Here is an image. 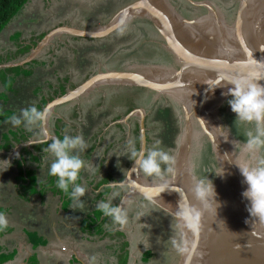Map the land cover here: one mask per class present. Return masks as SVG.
Listing matches in <instances>:
<instances>
[{
    "label": "rangeland",
    "instance_id": "rangeland-1",
    "mask_svg": "<svg viewBox=\"0 0 264 264\" xmlns=\"http://www.w3.org/2000/svg\"><path fill=\"white\" fill-rule=\"evenodd\" d=\"M89 1L87 0V2ZM130 1L132 0H117L116 2L110 0V3H107V0H94V5L101 4L98 11L101 10L102 14L98 15V17L95 16V22L92 25L94 26L98 22V26L102 27L121 6ZM201 1L206 2L205 5L194 4ZM84 2L86 1L73 0L67 13L65 5L57 6V0H29L23 10L13 17L0 35V59L13 58L18 55L10 62L22 60L29 54L30 50L24 55L22 54L21 57V54H18V48L22 43L31 39V48L38 45V49H40L33 53V58L30 61L23 62L21 65L26 66L25 64L32 63L33 68L38 65L37 69L40 70L41 78H46L51 82H55L58 77H67L73 84L78 83L77 85L89 74L97 70L141 72L145 66L162 64V56L148 42L145 18L142 15L143 9L121 16L117 26L103 37L94 39L79 37V39L75 40L71 39L72 36H68V33L64 32V30H55L43 42L41 41L45 34L55 27L65 24L83 26L82 21L85 17V9L92 11L94 8L85 6ZM163 2L167 3L168 8L174 9L173 13L171 11L174 16L177 14L188 20L202 16V20L204 17L215 21H220L223 18L226 25L232 27L236 25V19L235 21L233 20V25H230L229 19H227L234 8L235 0H163ZM250 5L252 4L250 3ZM89 26L93 27L90 24ZM16 30L21 33L14 32ZM155 33L157 37L161 38L160 33L158 34L156 30ZM202 34H207V29H204ZM8 35H11V41L13 42L7 39ZM30 35L32 38L29 37ZM23 37H26V40ZM160 73L163 72L160 71ZM167 73L165 72V74ZM175 81V77H171V74H169L165 79H159L158 83L160 85L157 83L158 88L143 89L142 91L138 88L135 89V87L109 84L105 80L97 79L74 100L57 103L51 108L49 107L50 116L45 125V127L50 128L49 132L53 129L54 116H60L71 125L69 131L74 130L75 132L73 135H67H81L87 144L93 146L92 150L99 144H102V147H99L102 150L106 149V147L108 148L105 152L96 148L94 152H91L90 157L84 155V152L79 153L85 166L81 169L80 178L78 177L77 179L80 183L77 184L84 186L86 191H88V183L93 182L95 178L98 179L103 176L105 178H102L104 183L102 185H107L108 183L105 181L109 179H113L112 181L123 180L126 185L125 189L120 190V196L114 198L112 203H120L121 199L125 201L128 215L127 223L121 228L110 220L112 224L110 228L114 227L124 232V239L128 241L127 258L125 254L122 257H118L121 243H116L115 239V243H111V245L113 244L112 249H116V252L119 253L117 255L113 253V256L109 255L110 249L107 245L108 241L105 239L108 235L107 231L102 233L104 239H99L96 243H87L86 247L79 249L80 254L78 256L86 264H178L179 262L181 254L171 244V239L177 238V233L170 227L171 224L174 227L176 223L172 214L153 204L144 196L142 191L136 188V180L143 184L147 182L145 179H148V182H153L149 179L155 177H146L138 170L131 175L128 169H131L133 162L128 159L126 154L123 155L127 141H133L134 139V133L130 129L136 119H140L142 112L146 113L145 116L147 117L146 131H148L147 135L149 137L147 149L156 146L173 157L171 166L174 169L175 164L178 165H176V169L178 168L177 170L182 176V184L187 186L189 198L186 202L192 204L193 201H197L191 193L193 176L200 178L207 175L212 180L215 191L217 190L216 200L220 205L219 195L223 192L218 190V187L221 178L215 173L221 172L225 168L226 174L227 162L223 161L224 158L215 150L216 147H214L213 142H210L203 132L200 116L194 115L193 110L187 103L188 101L184 103L179 98L180 92L177 95L172 93L171 90L177 85ZM51 82L49 84L52 85L53 83ZM160 88L163 89L157 95L156 100L152 102L153 97L156 95L155 89ZM0 90H3L1 84ZM230 98L228 95L226 97L220 96L212 104L209 118L213 117V126L215 129L218 127L217 129L224 139H222L223 143L220 142L225 147L223 151L229 153L237 163L243 165L249 161V154L243 148L246 139L244 132L250 129L254 130V127L251 124L235 122V113L231 111L227 103ZM36 99L38 97L35 96L34 100ZM20 110L14 114L19 115ZM126 111H129L127 114L131 113L128 118L124 117ZM187 113L190 114V118L186 119L185 115ZM75 114L77 117H75ZM8 118L0 124L1 147H5L6 139L12 140L8 130L17 128V131L21 132L26 130L23 125L12 127L6 122ZM187 120L189 122L188 127L186 126ZM37 129L39 135L37 133L35 136L29 137V141L41 139L40 129ZM49 137L53 136L50 135ZM157 141H159V144H156ZM261 152L264 153V149ZM11 153L12 151L6 153L0 148V160L8 159L11 161L10 166L5 171L0 172V184L2 182L3 184L12 182L11 176L13 173L15 174L13 158L7 157ZM14 153H17L16 148ZM236 172L233 174L237 183L236 186H240L244 190L247 185L244 183L238 167ZM171 174L165 173L164 177H170ZM236 189L234 192H237ZM168 190L170 195L171 188L168 187ZM103 191L107 190L102 188L101 193ZM110 194L111 191L105 195V201L108 200ZM237 195L240 196L241 194L237 192ZM221 199L223 200L222 197ZM243 200L241 199L240 204L244 202ZM87 203L88 200L84 203L86 208H88ZM233 203H235L234 200ZM169 206L173 209L171 205ZM211 207L215 208L214 205ZM92 212L95 213L93 221L97 217L99 219L103 217L100 221L104 223L110 219L99 213L97 208H94ZM140 213L142 215H138ZM91 225L89 222H84V227L89 230ZM104 226L108 227L110 224L105 223ZM96 231H99V229L97 228ZM119 231L115 230L113 237H119ZM200 235L199 233L195 240L196 248L198 243L205 239V237ZM109 238L111 237L109 236ZM204 243L201 242L205 249ZM62 247L64 248L62 249ZM62 247V250L66 248L65 246ZM204 249L203 252L206 253ZM147 250L151 254L147 259L142 260L143 253ZM67 253L69 254V252ZM197 253L199 252L197 251ZM196 256L198 257V255ZM197 261H199L198 258ZM191 264H195L194 257Z\"/></svg>",
    "mask_w": 264,
    "mask_h": 264
},
{
    "label": "water",
    "instance_id": "water-1",
    "mask_svg": "<svg viewBox=\"0 0 264 264\" xmlns=\"http://www.w3.org/2000/svg\"><path fill=\"white\" fill-rule=\"evenodd\" d=\"M194 3V2H192ZM206 2H195L196 5H205ZM234 8L227 19H229V24L233 25V20L238 22V25L241 28V20L246 15L245 12L247 10L248 0H235ZM167 3L163 2V0H133L129 3L121 6L109 19V21L104 24L101 28L96 30H80L69 25H63L59 27H55L51 31L47 32L45 36L41 39L45 40L47 36L51 32H55V30H69L78 37L84 38H98L107 35L113 28H115L121 18V16L126 13H132L137 10L143 9L142 15L144 16L147 22V36L148 42L157 50L162 56L164 55L167 58V63H162L160 65L153 66H145L141 72H133V71H120V70H97L96 72H92L89 74L79 85L75 88L65 92L64 94L54 98L49 101L45 107L49 108L57 103L68 102L77 98L83 91L86 90L94 81L97 79L105 80L109 84L114 85H125L131 87H139L142 89L151 90L154 87H157V83L159 79L166 78L167 75L159 74L162 70H169L176 67V58L180 56H185L184 66H191V68L195 70H199L201 76L208 78V83H211L214 79H219L223 76H249L251 74L261 75L264 74V22L260 25L259 28H255L249 33L248 28V37H238L233 36L229 37L228 44L226 45L225 41L215 36V34L207 35L204 42L199 39H195L192 35L190 37L187 36L185 41H177L174 43L172 41V46L170 44L166 45L163 40H167L168 35L162 36V22L166 19H176V21L180 25H188V26H196L199 22L202 21V17H198L193 20H188L182 18L179 15H173L174 9L168 8L167 11ZM246 8V9H245ZM166 9V10H165ZM254 12L251 13L250 19H252L253 23L258 21L260 18L257 17V13L260 11V7L254 8ZM172 11V13H171ZM257 12V13H256ZM162 14H165L162 15ZM174 16V17H173ZM248 16V15H247ZM238 17V18H237ZM226 20V19H225ZM185 26V25H184ZM161 27V28H160ZM165 27V26H164ZM226 36L229 32V27H219ZM155 30L160 33L161 38L156 36ZM231 30V29H230ZM228 31V32H227ZM165 36V37H164ZM220 39V40H219ZM40 41V43H41ZM224 42V43H223ZM38 45L32 48L29 54L18 62H7L0 64V67H8L21 65L23 62H28L33 58V53L37 50ZM235 52V53H234ZM175 63V64H174ZM173 64V65H172ZM177 80V78H175ZM170 81V80H169ZM168 81V83H169ZM176 82V81H175ZM174 82V83H175ZM260 84H264V79L258 81ZM223 83V82H222ZM160 85V83H158ZM230 85H225L223 88L216 87L214 91L211 93H216L218 96L226 97L227 95H221V92H227V87ZM158 88V87H157ZM163 88L155 89L156 95L153 97L152 102L157 98V95L160 94V91ZM208 89V87H207ZM219 96V97H220ZM137 110V109H135ZM133 110V111H135ZM132 111V112H133ZM216 112V111H215ZM214 112V113H215ZM128 115L124 116L128 118ZM211 114V113H210ZM145 113L142 112L140 119L138 121L139 125V134L140 138L143 137V144H141V140L139 139V148L144 147L146 149V133H145V125L143 123V117ZM211 116V115H210ZM186 119L188 118V113L185 115ZM213 118V117H211ZM187 127L189 126V122L187 120ZM203 132L209 138L210 142L212 141L214 147L218 153L222 156L225 152L223 149L222 135H220L219 130L213 127L212 130H208L203 128ZM222 142V143H220ZM222 158H224L222 156ZM226 166V174L223 179H221L218 190L224 191L225 187L228 186L229 181H231V186L237 184L235 181L232 183L231 179H234L233 174L237 171V166L235 164H231L228 161ZM176 165L174 166V173L170 175V177H164L163 180L159 178H150V181L154 183L162 184L164 181H167V190L168 187L171 188L170 197L174 200H180L179 189L175 187L177 184L178 175L182 178V176L178 173V168L176 169ZM178 166V165H177ZM134 167L132 164L131 168ZM137 172H131V175ZM130 173V172H129ZM148 182V179H145ZM235 180V179H234ZM171 181H175L174 184H171ZM136 188L144 194V196L151 201L153 204L157 205L159 208L166 210L169 213H174L175 210L169 207L168 203L165 202L160 197H157L153 192L149 189L145 188L144 184H142L139 180H136ZM134 185V184H133ZM144 186V187H143ZM172 186V187H171ZM135 187V185H134ZM144 189V190H143ZM178 189V190H177ZM154 191V190H153ZM154 197V199H150ZM187 201V200H186ZM187 203V202H186ZM238 209L236 212V222H235V233L232 231L225 238L224 246L222 243V248L219 253V257H221L222 264H264V222L257 220L255 217H251L250 215L245 216L247 214L248 204L243 208H239L240 203L237 205ZM236 209V208H235ZM241 209V211L239 210ZM245 217L249 218L245 220ZM238 220V221H237ZM262 227V228H261ZM262 229L259 234V229ZM253 231V232H250ZM199 232L196 236L192 237V239L197 238ZM191 240V239H190ZM185 257L180 255L178 264H184Z\"/></svg>",
    "mask_w": 264,
    "mask_h": 264
},
{
    "label": "crops",
    "instance_id": "crops-1",
    "mask_svg": "<svg viewBox=\"0 0 264 264\" xmlns=\"http://www.w3.org/2000/svg\"><path fill=\"white\" fill-rule=\"evenodd\" d=\"M84 1H86L84 2L85 6L94 8L92 11L90 10L91 12L85 9V17L82 21L83 26H69L80 30H96L100 27V25L98 26L99 23H95L94 26L92 24L95 22V16L98 17V15L102 13L101 10L98 11L101 4L94 5V0H90L89 2H87V0ZM71 2H73V0H57V6L65 5L68 13ZM89 24L93 27H90ZM14 32L21 33L18 30ZM64 32H67L68 36H72L71 39H79L78 36H75L69 30H64ZM11 35L7 36L9 41H11ZM31 35L29 36L30 38H32ZM25 38L26 37H23V39ZM30 40L31 39L22 43L18 48L20 52L21 49L29 46V49L24 52L23 55L32 49ZM32 65V63H29L25 66V68L31 69L29 75L27 74L26 77L21 76L16 78V81L20 82L30 81L31 85L25 88L26 99L21 108H17L14 113L31 105L36 106L38 109L44 108L49 101L68 92L69 89L75 88L78 84H73L67 77H58L55 82H51L46 78H41L42 75L39 73L40 70L37 69L38 65L34 68ZM49 82L53 84L51 85ZM32 92H34V94H32ZM35 96L38 97V99L34 100ZM75 117H77V115ZM58 119L60 122L57 125ZM52 125L53 129H51L50 132V128L47 126L45 127L48 136L52 135L53 137H57L56 135H73L75 133L74 130L69 131L71 125L60 116H54ZM23 132L29 131L24 130ZM30 132H32V136H35L37 133V135H39L37 128ZM49 140H51V137H49ZM39 141L40 140H36L32 141L33 144H26L29 142L28 139L25 142L14 145L11 144L9 147L0 146L6 153L12 151L7 157H12L13 163L15 164V174L13 173L11 176L12 182H6L7 184H3L2 182V185L0 184V213L4 214L8 220V226L0 229V259H2L0 264H25L32 256L35 257L38 264H86V262L78 256V254H80L79 249L84 246L86 247L87 243H96L99 239L101 240L103 238V235L96 231L98 223L101 222L100 219L103 217L98 219V221H93L95 213L92 212V210L96 208L98 202L101 200L105 201V195L112 191V189L108 188L107 191L101 193L102 188H104V190L107 188L106 185H102L104 183H101L102 178L105 177L95 178V180H93L95 183H88L89 190L80 198L83 205L86 200H88V208L83 211H78L75 203L70 197L63 191L60 192L57 190V187L54 185L56 184V179L54 184H50L48 168L54 157L50 153L44 151L47 144H40ZM99 147H102V144L96 146L97 149ZM15 148L19 154L18 156L16 155L17 153H14ZM92 148L93 146L88 144V148L83 154L90 157L91 152L96 150V148L93 150ZM99 149L102 150V148ZM107 149L106 147V149L102 151L105 152ZM19 170H22L23 173H28L30 178L35 182L33 190H29V188L26 190V192L31 191L30 193H26L25 189L19 191V188L23 185L18 181ZM112 180L113 179H109L105 182L109 183L112 182ZM76 183L80 182L77 180ZM8 184H10V186H8ZM69 191H71V188ZM110 220H108L106 224L112 225ZM84 222L92 224L90 230L84 227ZM104 225L105 223L102 227L108 229L109 226L105 227ZM112 230L119 229L113 227ZM105 239L108 241L107 245L112 243L108 238ZM62 246L66 248L62 250ZM67 252H69V254ZM5 256L6 258H4Z\"/></svg>",
    "mask_w": 264,
    "mask_h": 264
},
{
    "label": "clouds",
    "instance_id": "clouds-1",
    "mask_svg": "<svg viewBox=\"0 0 264 264\" xmlns=\"http://www.w3.org/2000/svg\"><path fill=\"white\" fill-rule=\"evenodd\" d=\"M261 79H264V74L223 76L206 84L209 92L214 91L216 87L223 88L225 85H230L227 87V92H221V95L231 97L227 103L231 111L235 113V122L251 124L254 127V130L250 129L244 132L246 139L243 148L249 154L248 163L243 165L237 163L229 153H224L222 156L224 157L223 161H228L238 167L243 181L247 185L241 195L249 202L247 208L249 215L264 222V153L261 152L264 149V84L258 82ZM49 116L47 107L38 109L31 105L21 109L19 115H11L6 122L14 128L23 125L28 131H32L34 128L40 129L41 139L39 142L46 143L47 147L44 151L54 157L48 168V175L55 176L57 178L56 187L66 193L77 208L82 209L83 202L80 198L84 196L86 189L76 181L81 169L85 166L79 153L84 152L88 148V144L81 135L70 136L67 134L62 138L51 137V142H48L49 136L45 131V125ZM140 140L143 144V137ZM26 144H33V142L29 141ZM156 144H159V141ZM125 154L134 164L133 168L128 169L130 174L138 170L146 177L163 180L165 173H174L171 166L173 157L156 146L149 149L144 147L137 149L134 142L129 140L123 155ZM10 164L11 161L8 159L0 160V172L5 171ZM215 174L223 179L225 169ZM106 187L112 189L111 194L107 201L98 202L96 208L104 216L109 217L114 224L123 228L128 220L125 201L121 199L117 204H113L112 201L120 196V190L125 189L126 185L123 180H119L109 182ZM70 188L71 191H69ZM165 190H167V181L157 187L159 194ZM191 193L201 208L207 209L214 205L216 212L219 207L216 200L217 193L212 180L207 175L200 178L193 176ZM150 199H154V197ZM138 215H142V213ZM172 216L176 223L174 227L172 224L170 227L177 233V238L171 239V244L179 254L185 257V264H191L192 258L196 255V241L185 237L188 232L193 236L199 232L201 210L191 203L180 205L177 202V209L172 213ZM7 226L6 216L0 213V229Z\"/></svg>",
    "mask_w": 264,
    "mask_h": 264
},
{
    "label": "bare ground",
    "instance_id": "bare-ground-1",
    "mask_svg": "<svg viewBox=\"0 0 264 264\" xmlns=\"http://www.w3.org/2000/svg\"><path fill=\"white\" fill-rule=\"evenodd\" d=\"M248 3H251L253 6L250 4H247V7H246L247 10L245 12L246 15L240 21L241 28L238 25V22H236V25L234 27L226 25L223 18L220 21L219 20L215 21V20H208L207 18L204 17L205 19L203 18V20L200 23H198L196 26H193V27L188 26L186 24H184L185 26L180 25L176 21V19L165 18L166 20L162 22V25H163L162 35L164 34V35H168L172 37H168L167 40H163V41L166 45L170 44V46H172L173 45L172 41L174 43H176V40L185 41V39H187V36L190 37L192 35L195 39H199L200 41L204 42L207 35L215 34V36L222 37L220 38L222 41L223 40L225 41L226 39V42H227L226 45H227L229 41V37L237 36V38L238 37L246 38L248 37V34H247L248 28H249V33H251L253 29L259 28L260 25L264 22V0H248ZM258 7H260V11L256 13H257V17H259L260 19L253 23L252 19H250V16H251V13L255 11L254 8H256L257 10ZM162 15L165 16V14H162ZM221 26L223 27L227 26L231 29V30L229 29V32L227 31L228 34H226V36L224 35L223 31L219 29V27ZM204 29H207V34L205 35L202 34ZM185 59H186L185 56H180L179 58H176L175 59L176 67L170 69V71L162 70L161 72L163 73L159 72V74H162V75L171 74V77L177 78L176 80L177 85H175V88L171 90L172 93L177 95L180 92V94L178 95L179 98L184 103L188 101L187 103L193 110L194 115L200 116L199 118H201V124L203 128L205 127L208 130H212L214 127L212 121L214 120L213 118H209L210 113H211L210 108L212 104L216 102L219 96L216 93H211L208 91L207 89L208 85L206 84L208 83L207 82L208 78L201 76L202 72L191 68V66L189 67L184 66ZM165 72H168V73L165 74ZM188 118H190V114H188ZM231 180H232V183L235 181L234 179H231ZM174 182L175 181H171V184L173 185ZM143 184L145 188L149 189L157 197H160L165 202H167L169 205H171L175 211L177 209V202L180 205H183L184 203H186V200H188L189 198V194L186 189L187 186H184V184H182V180L179 175L177 177V184H175V187L180 190L179 191L180 200L182 201L183 204H181V202L178 199L174 200L173 198H171L170 197L171 195H169V192L167 191H164L159 194L157 191V187L158 185H160V183L145 182ZM235 186L236 184L231 186V181H229V184L228 186L225 187V190L224 191L222 190L223 193H220L219 195L220 205L216 209V212L214 208L211 206L208 207L207 209H203L201 208L200 204L197 201L195 202L193 201L192 203L193 206L201 210V217L199 221L200 223L199 233L201 234L200 236L205 237V239L202 238L203 240H201L198 243V246L196 248V255H198V257L196 255L194 256L195 264H222L221 257H219V253L222 248L221 245L223 243V245L227 247V245L225 244L226 236H228L232 231L235 233L234 225H235L236 216H237L236 215V212L238 209L237 205L238 203L241 202V199H244L243 200L244 202L240 204L239 208L243 209L248 204V201L245 198H243L242 195L236 196L237 192L242 194L243 190L240 186L239 187L237 186L235 187ZM235 188H237L236 189L237 192H234ZM221 197L223 198V200L221 199ZM233 200L235 201V203H233ZM241 209L239 210L241 211ZM248 215H249V212L245 214V216H248ZM246 219L248 220L247 222L249 223L250 222L249 218L245 217V220ZM261 228L259 229V234L262 231ZM250 232H253V231H250ZM186 234H187L186 237L189 240L193 237V234L190 232ZM201 242L205 244V249H204V245H202ZM203 249L205 250L206 253L203 252ZM197 251L199 253H197ZM197 258L199 259V261H197Z\"/></svg>",
    "mask_w": 264,
    "mask_h": 264
},
{
    "label": "trees",
    "instance_id": "trees-1",
    "mask_svg": "<svg viewBox=\"0 0 264 264\" xmlns=\"http://www.w3.org/2000/svg\"><path fill=\"white\" fill-rule=\"evenodd\" d=\"M29 0H0V35L2 34L3 30L6 29V27L8 26L9 22L13 19V17L17 16L24 8L25 4L28 2ZM29 49V46H26L25 48L21 49L20 52L18 53L19 55L23 54L24 52H26ZM18 56V55H16ZM15 56V57H16ZM13 57V58H15ZM13 58H7V59H0V64L2 63H7L10 62ZM29 64V63H28ZM28 64H25L26 66ZM31 73V69L29 68H25V66H21V65H16V66H8V67H0V84L3 87L2 92H0V124L5 121L9 116L13 115L15 110L17 108H20L25 99H26V94H25V88H27L28 86L31 85L30 81H25V82H20V81H16L17 77H26V75ZM75 109V108H74ZM76 115V114H75ZM60 122V120H57V125ZM18 129V128H17ZM17 129H13V130H8L9 134H10V138L12 139L11 141L6 139V142L4 144V146H10L11 144H17L20 142H25L29 139V137L32 136V132H22L21 131H17ZM7 132V133H8ZM8 135V134H6ZM4 136V134H3ZM57 137H61V135H56ZM167 139V138H166ZM48 142H51V140H49ZM8 144V145H6ZM40 144H46V143H40ZM134 144L137 147V149H139V136H138V132H137V126L135 128L134 131ZM18 181L21 182L23 185L21 186V188H19L20 190H24L25 192L26 190H33L35 182L33 181V179L30 178V176L28 175V173L24 172L22 170H19L18 173ZM49 179H50V184H54L55 179H57L55 176H50L49 175ZM101 183H103L101 181ZM100 183V184H101ZM56 186V184H54ZM108 188H106L107 190ZM60 192H62V190L58 189ZM31 191H28L26 193H30ZM86 207L85 205L83 206V208H77L78 211H83L85 210ZM101 213V212H99ZM102 215V214H101ZM98 217L95 221H98ZM110 220V219H109ZM108 221V220H107ZM106 223V222H105ZM104 222H100L98 223L97 228L99 229L98 233L102 234V233H106L108 231V235L111 237L109 238V236L107 235V238L112 241V243L114 244L115 242H120V254L118 255V257H122L125 254V257L127 258V254H128V241L125 240L124 236L125 234L122 231H119V237H113V232L115 233V230L113 231L112 228H110V226L107 228H103ZM103 235V234H102ZM115 239V242H114ZM113 244H108L109 249H110V256L118 254L119 252H116V249H112ZM151 252L149 250L145 251L143 253L142 256V260L147 259L150 256ZM3 258V257H2ZM2 262V259H0V263ZM25 264H38L35 257L32 256L28 259V261Z\"/></svg>",
    "mask_w": 264,
    "mask_h": 264
},
{
    "label": "flooded vegetation",
    "instance_id": "flooded-vegetation-1",
    "mask_svg": "<svg viewBox=\"0 0 264 264\" xmlns=\"http://www.w3.org/2000/svg\"><path fill=\"white\" fill-rule=\"evenodd\" d=\"M113 1L116 2L117 0H113ZM108 2L110 3V0H107V3H108ZM100 14H102V13H100ZM145 23H146V25H147L146 20H145ZM146 29H147V26H146ZM83 38H84V37H83ZM154 50H155V49H154ZM155 51H156L159 55H161L157 50H155ZM161 56H162V55H161ZM161 58H162V61H161L162 63H167L168 60H167V58H166L164 55H163ZM136 88H138V89H140V90L143 91L142 88L135 87V89H136ZM155 100H156V99H155ZM128 112H129V111H128ZM128 112L126 111L125 116L128 115V114H127ZM145 115H146V113H145ZM118 118H119V117H118ZM138 121H139V118L136 119V121L134 122V125H133V127L130 129V131H133V133H134L135 128H136V126H137V132H138V136H139V131H140V130L138 129V126H139V125H138ZM143 123H144V125H145V127H146V124H147V117H146V116L143 117ZM146 129H147V128H146ZM146 129H145V133H146L145 136H146V140H147V141H146V149H147V146H148L147 143H148L149 137H148V135H147V134H148V131H146ZM133 138H134V135H133ZM207 138H208V137H207ZM208 139H209V138H208ZM133 142H134V139H133ZM123 233H124V232H123Z\"/></svg>",
    "mask_w": 264,
    "mask_h": 264
},
{
    "label": "built area",
    "instance_id": "built-area-1",
    "mask_svg": "<svg viewBox=\"0 0 264 264\" xmlns=\"http://www.w3.org/2000/svg\"><path fill=\"white\" fill-rule=\"evenodd\" d=\"M64 247H62V249H63Z\"/></svg>",
    "mask_w": 264,
    "mask_h": 264
}]
</instances>
